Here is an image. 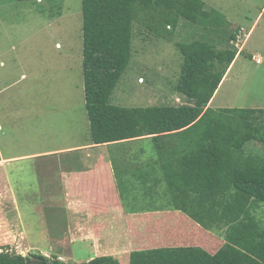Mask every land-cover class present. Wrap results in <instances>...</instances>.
I'll return each instance as SVG.
<instances>
[{
    "label": "rangeland",
    "instance_id": "374dc122",
    "mask_svg": "<svg viewBox=\"0 0 264 264\" xmlns=\"http://www.w3.org/2000/svg\"><path fill=\"white\" fill-rule=\"evenodd\" d=\"M202 1L207 11L220 14L228 26L223 29L222 25L213 33L211 29L182 23L170 39L155 37L137 22L132 59L113 92V105L146 108L186 104L187 100L176 91L183 63L176 43L207 37L204 41L210 45L221 49L225 40L238 50L211 108L264 109V0ZM233 34L236 40L230 38ZM257 57L263 63L255 61ZM83 60L82 0H0V159H8L0 163V252L56 256L71 264L90 262L96 254L122 255L131 248L141 249L140 244L152 247L151 243L157 247L200 246L214 254L224 244L222 235L203 229L177 211L155 212L148 223L142 221L144 228L147 224L158 226L156 220H160L161 230L137 231L139 225L118 227L105 222L99 225L105 234L100 235L96 246L91 240H72L70 232L82 233L80 221H86L75 207L79 199L80 203L91 200L81 191L80 183L85 177L76 170L83 169L82 162H75L82 160L81 153L105 154L113 168L116 157L117 161L135 157L139 171L157 161L147 139L120 149L116 144L84 149L90 148L92 138ZM253 146L248 143L246 148ZM139 147L144 151L137 152ZM256 147L254 152L264 156V147ZM70 148L75 150L64 151ZM56 150H63L55 155L58 160L53 156L57 153L44 154ZM68 153L75 154L70 158L73 162L65 160ZM158 173L163 177L162 171ZM71 178L80 183L75 184ZM123 185V189L141 196L146 190L132 175L124 179ZM159 185L158 190L167 191L166 181ZM168 200V195L163 196L158 204L164 206ZM176 213L185 216L186 223ZM117 215L121 216V212ZM257 215L264 221V204ZM196 228L204 231L202 237ZM134 231L138 232L137 240L146 242L136 245L135 240L130 245L136 236Z\"/></svg>",
    "mask_w": 264,
    "mask_h": 264
},
{
    "label": "trees",
    "instance_id": "16d2710c",
    "mask_svg": "<svg viewBox=\"0 0 264 264\" xmlns=\"http://www.w3.org/2000/svg\"><path fill=\"white\" fill-rule=\"evenodd\" d=\"M205 6L202 0H82L85 99L93 145L116 144L120 149L147 139L157 154L156 165L141 171L135 157L117 161V186L128 212L178 211L203 229L221 234L224 244L214 254L200 246L140 244L141 249L131 248L122 255L96 254L80 264H264V221L257 215L264 204V156L254 152L256 145L264 147V109L210 106L238 55L234 45L224 40L220 49L204 41L207 37L176 43L183 57L176 91L186 104L128 108L111 103L132 59L135 24L143 23L157 38L170 39L182 23L213 33L228 26L227 20ZM230 38L236 40V35ZM248 143L254 144L252 149L246 148ZM139 148L137 152L144 151ZM130 175L146 186L143 197L123 189ZM163 181L168 184L165 192L157 189ZM167 195V204L160 206L158 202ZM139 218L132 221L139 225L137 231L162 229L160 220L158 226L143 228L142 221L148 223L151 216ZM196 231L202 237L204 231ZM137 233L130 245L135 240L136 245L146 242L137 240ZM0 264L71 263L56 256L3 250Z\"/></svg>",
    "mask_w": 264,
    "mask_h": 264
},
{
    "label": "crops",
    "instance_id": "0c3cea01",
    "mask_svg": "<svg viewBox=\"0 0 264 264\" xmlns=\"http://www.w3.org/2000/svg\"><path fill=\"white\" fill-rule=\"evenodd\" d=\"M216 96L217 95H215V97L213 98V101L210 103V106L214 102ZM90 144H91L90 148H84V149L94 150L99 147H102V146H95L92 144V142ZM66 150L74 151L75 148L65 149L64 151ZM60 151L63 150H56L54 152L44 153V154L57 153L53 155L55 157V155L59 156L58 152ZM81 154H84L82 160H78L75 162H82L83 169L77 168L76 170H78V173L82 174V176L85 177V180H82V182L80 183L79 179L71 178L70 181L74 182L75 184L79 182L81 185V191L85 194H88L91 200L89 203H84V202L80 203V199H79L78 206L75 207L76 209H80L79 211H81L86 221L85 222L80 221V223L83 224L82 226H84V227L79 226V229L82 230V233L80 231L75 232L74 234L70 232L73 241H76V239H79L81 241L84 239L85 241L91 240L92 245L96 246V244H98L101 239L100 235L102 233L105 234V230L102 229L101 226H99L100 224H104L105 222H107V224L110 223L111 225H116V226L118 225V227L119 226L122 227L123 225L133 226L136 224L132 223V221L137 217H141V216L150 217L152 214H154V212L130 213L128 212L127 208L125 210L117 186V157L115 159L116 162L114 163V168H113V164L110 163L108 156L105 154L94 155L90 152L81 153ZM66 155H67L65 157L66 161L67 160L72 162L74 161L70 158L75 154L68 153ZM7 160L8 159H0V163L5 162ZM56 160L58 159L56 158ZM86 163L87 164L89 163V165H87ZM119 212H121V216L117 215ZM157 214H161V212ZM176 214H180V213H176ZM70 215L72 216V218H74L73 212ZM83 217L80 219L84 220ZM185 218H186L185 216H182V219ZM75 225L78 227L79 222L77 221ZM124 230L128 232L127 228H124Z\"/></svg>",
    "mask_w": 264,
    "mask_h": 264
},
{
    "label": "built area",
    "instance_id": "2783aa9c",
    "mask_svg": "<svg viewBox=\"0 0 264 264\" xmlns=\"http://www.w3.org/2000/svg\"><path fill=\"white\" fill-rule=\"evenodd\" d=\"M240 38H241V36L239 35L238 36V41H239ZM255 61H257L258 63H262V59L260 57L255 58Z\"/></svg>",
    "mask_w": 264,
    "mask_h": 264
},
{
    "label": "clouds",
    "instance_id": "9594fccd",
    "mask_svg": "<svg viewBox=\"0 0 264 264\" xmlns=\"http://www.w3.org/2000/svg\"><path fill=\"white\" fill-rule=\"evenodd\" d=\"M238 56V55H237ZM236 60V59H235ZM235 62V61H234ZM262 63H263V61H262ZM224 81V80H223ZM223 83V82H222ZM222 85V84H221ZM220 89V88H219ZM96 146V145H95ZM58 259H60V258H58Z\"/></svg>",
    "mask_w": 264,
    "mask_h": 264
}]
</instances>
